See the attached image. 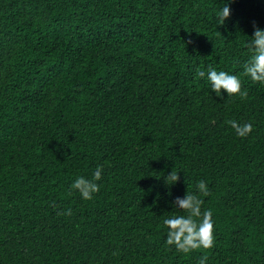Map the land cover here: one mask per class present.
<instances>
[{"label":"trees","instance_id":"16d2710c","mask_svg":"<svg viewBox=\"0 0 264 264\" xmlns=\"http://www.w3.org/2000/svg\"><path fill=\"white\" fill-rule=\"evenodd\" d=\"M256 28L264 0H0V264H264V85L241 67ZM209 67L247 97L209 92ZM97 165L82 200L70 184ZM200 180L214 246L184 254L162 222Z\"/></svg>","mask_w":264,"mask_h":264},{"label":"clouds","instance_id":"9594fccd","mask_svg":"<svg viewBox=\"0 0 264 264\" xmlns=\"http://www.w3.org/2000/svg\"><path fill=\"white\" fill-rule=\"evenodd\" d=\"M230 15L229 4L217 10V25H223ZM250 55L242 63V74L250 77L253 82L264 85V29L256 28L249 44ZM198 76L204 78L203 83L209 92L221 99L238 95L241 99L247 97L246 90H242L240 75L235 72L218 71L209 67L206 72L201 71ZM227 124L234 129L237 137L243 138L253 130L251 122L240 123L236 120H228ZM173 169V168H172ZM171 171L164 178L171 181L169 185L178 180V173ZM103 167L97 165L91 179L81 175L77 176L70 184V189L78 192L82 200H90L99 191ZM208 195V185L204 180L196 184L195 192L184 193L175 197L170 204L178 209L186 210L187 215H170L163 220L166 228V244L174 246L178 252L189 254L198 249H211L214 246V220L213 211L205 209L201 211L203 200L201 196ZM65 215H71V209L65 210ZM208 257L201 255L198 264H207Z\"/></svg>","mask_w":264,"mask_h":264}]
</instances>
